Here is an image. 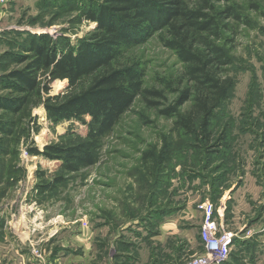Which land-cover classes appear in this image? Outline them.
Returning a JSON list of instances; mask_svg holds the SVG:
<instances>
[{
    "label": "rangeland",
    "instance_id": "obj_1",
    "mask_svg": "<svg viewBox=\"0 0 264 264\" xmlns=\"http://www.w3.org/2000/svg\"><path fill=\"white\" fill-rule=\"evenodd\" d=\"M99 1L0 0V107L6 105L1 97L14 93L5 75L21 66L18 61L23 53L19 45L26 33L45 32L54 40L59 38L62 42L66 38L73 45L95 27V22L79 20L78 8ZM230 1L247 25H240L237 35L225 34L234 41L230 51L233 63L229 67L234 87L212 120L210 145L198 144L191 135L174 130L172 118L161 115L158 108L146 107L138 97L101 138L97 162L66 174L60 171L59 160L30 155L27 147L35 145L42 150L49 143L80 140L87 133L89 116H84L83 121L54 122L38 105L30 109L23 126H14L10 142L0 146V248L11 249L15 260L12 258L11 262L16 263V246L28 244L25 238L49 233L69 238V248L76 249V258L77 251H83L76 237L91 236L86 259L93 261L95 235H113L115 230L119 233L124 222H132L143 230L151 227V232H155L161 215L173 212L178 205V264H183L188 257L204 252L198 236L202 220L198 205L208 201L214 205L223 227L237 234L222 264H243L238 258V249L243 246L239 237H248L255 228L264 227V193L251 191L254 172L264 169V0ZM126 56L143 66L145 87L162 90L165 98L158 99L160 109L171 103L181 71L174 53L152 36L128 49ZM57 81L50 83L48 95L65 90L66 80L61 84ZM1 114L16 121V115L4 108H0ZM164 135L172 142L169 161L155 179L149 178L140 166L141 153L158 147ZM55 177H62L61 182L48 186ZM241 179L240 190L237 187ZM42 186L47 189L41 191ZM235 186L236 192L230 193ZM37 211L41 220L38 224L33 217ZM100 218L111 221L114 230L96 227ZM135 229L134 233H141ZM176 238L166 239L157 251L173 249ZM258 239V249L262 251L259 259L264 260V232ZM254 242L247 240L246 248ZM166 256L164 253L162 262Z\"/></svg>",
    "mask_w": 264,
    "mask_h": 264
},
{
    "label": "trees",
    "instance_id": "obj_2",
    "mask_svg": "<svg viewBox=\"0 0 264 264\" xmlns=\"http://www.w3.org/2000/svg\"><path fill=\"white\" fill-rule=\"evenodd\" d=\"M252 8H256L252 5ZM79 20L95 27L77 43L54 40L47 33H26L18 64L5 78L13 94L1 97L4 108L16 121L0 115V146L10 142L16 125L23 126L30 109L42 105L46 117L80 120L89 116L84 138L75 142L49 143L39 150L27 147L30 155L59 160L63 173L77 172L97 162L101 138L110 132L136 98L146 107L172 118V128L191 135L198 144L212 142V120L229 99L234 87L229 67L234 43L226 32L238 34L247 25L230 0H100L78 8ZM156 36L174 53L181 65L178 89L172 102L160 109L162 90L144 85L141 63L126 56L128 49ZM66 80L62 93L48 95L50 83ZM64 84V82H63ZM188 104L186 108H183ZM27 123V122H26ZM25 123V124H26ZM24 129V127H22ZM158 147L141 153L140 166L149 178L165 170L172 142L160 137ZM55 177L48 186H55ZM45 191L47 186L39 187ZM162 216V215H161Z\"/></svg>",
    "mask_w": 264,
    "mask_h": 264
},
{
    "label": "crops",
    "instance_id": "obj_3",
    "mask_svg": "<svg viewBox=\"0 0 264 264\" xmlns=\"http://www.w3.org/2000/svg\"><path fill=\"white\" fill-rule=\"evenodd\" d=\"M253 177L255 181L251 191H253L254 194L264 193V169L255 171ZM244 178L247 179L248 177L245 176ZM242 180L243 179L240 180L239 186L236 185L238 186L237 189H242ZM236 186L230 189V193L235 191ZM232 198H234V194ZM228 199H231V195H228ZM257 202L261 201L258 200ZM186 208L187 205L183 207L184 210ZM37 216L38 211L33 214L36 224L41 223L40 217ZM30 219L33 221L32 218ZM38 219L40 220L39 222ZM97 226H106L110 232L114 230L112 222H106L103 218H100V221L96 224V227ZM34 228V231H36L37 227L35 226ZM117 228L118 227H115V229ZM134 228H136L135 230L140 229L141 233H134ZM150 228L151 227H144L143 230L142 227L138 228L137 225L134 226L132 222H124L119 233H116L118 230H115L114 234H111L112 236L108 234L105 236L95 235L94 239H92V242H95L93 246V251L96 250L95 257L94 260L90 262L86 259V254L90 248L89 242L91 236L82 234L76 237L83 250L81 253L77 251V258L73 257L75 254L73 252H75L76 249L73 251L69 248L68 243L71 240L63 235L49 233L38 237L36 235L32 237L31 235L27 237V239L25 238L26 236H22L28 244L24 243L25 247L16 246V263L10 252L11 249L6 248L2 250V248H0V264H178V205L174 207L173 212H167L161 216V219L157 221L154 227L155 232H151ZM260 232H264V227H262L261 230L255 228L253 235L239 237L243 245L238 249V258H240L241 263L264 264V260L259 259L262 256V251L258 249ZM20 235L22 234L20 233ZM175 236L177 237V244L173 249L162 250L161 252L157 251V249L159 250L158 247L161 246L166 239L175 238ZM19 237L21 239V236ZM189 240L191 239H188V241ZM247 240H254L256 242L247 249L245 245ZM151 244L152 246L150 247ZM144 247L147 249L146 253H144ZM132 249H135L136 252L133 253ZM9 252L11 255L7 257L6 255ZM164 253L167 254V256L162 262L161 259L164 258ZM80 255H83V257ZM12 258L14 261L11 262Z\"/></svg>",
    "mask_w": 264,
    "mask_h": 264
},
{
    "label": "built area",
    "instance_id": "obj_4",
    "mask_svg": "<svg viewBox=\"0 0 264 264\" xmlns=\"http://www.w3.org/2000/svg\"><path fill=\"white\" fill-rule=\"evenodd\" d=\"M198 208L202 212L198 236L204 245V252L188 257L183 264H222L230 254L237 234L225 229L218 221L211 202H203Z\"/></svg>",
    "mask_w": 264,
    "mask_h": 264
},
{
    "label": "bare ground",
    "instance_id": "obj_5",
    "mask_svg": "<svg viewBox=\"0 0 264 264\" xmlns=\"http://www.w3.org/2000/svg\"><path fill=\"white\" fill-rule=\"evenodd\" d=\"M41 109V108H40ZM42 113V112H41Z\"/></svg>",
    "mask_w": 264,
    "mask_h": 264
}]
</instances>
